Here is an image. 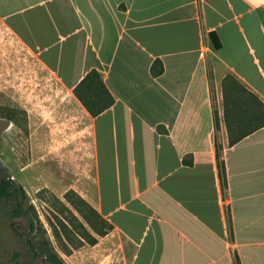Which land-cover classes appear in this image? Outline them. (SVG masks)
I'll return each instance as SVG.
<instances>
[{"label": "crops", "instance_id": "crops-1", "mask_svg": "<svg viewBox=\"0 0 264 264\" xmlns=\"http://www.w3.org/2000/svg\"><path fill=\"white\" fill-rule=\"evenodd\" d=\"M0 21L114 99L88 140L126 264H264V0H0Z\"/></svg>", "mask_w": 264, "mask_h": 264}, {"label": "rangeland", "instance_id": "rangeland-1", "mask_svg": "<svg viewBox=\"0 0 264 264\" xmlns=\"http://www.w3.org/2000/svg\"><path fill=\"white\" fill-rule=\"evenodd\" d=\"M89 115L40 51L0 21V182L3 173L17 189L0 198V264H126L120 239L95 208ZM113 188L104 191L106 212L118 205ZM19 203L33 228L14 215ZM116 218L126 222L122 213ZM29 227L32 252L22 239Z\"/></svg>", "mask_w": 264, "mask_h": 264}, {"label": "trees", "instance_id": "trees-1", "mask_svg": "<svg viewBox=\"0 0 264 264\" xmlns=\"http://www.w3.org/2000/svg\"><path fill=\"white\" fill-rule=\"evenodd\" d=\"M212 38L214 39L216 48H220L221 45L214 35H212ZM162 72H163V68L161 63L159 61L155 62L154 66L152 67V74L154 76H160ZM73 94L92 117L99 116L107 109H109L114 103V99L112 98L108 90L105 89V87L103 86L102 81L100 80L99 75L96 71H92L91 73H89L82 80V82L74 88ZM11 190L12 189L10 187V183L5 182L2 179V181L0 182V198L1 199L11 198L13 196V193L10 192ZM83 202L84 204H86L87 207L91 209L92 213L95 215L97 219L99 218L105 225L111 226L105 219H103L99 215V213L94 208H92L84 200ZM14 215L15 216L26 215L28 217V224L29 222H31L32 224V217L23 210L21 203L16 205L14 209ZM89 224L92 229L97 230L94 225H92L91 223ZM31 228H33L32 225ZM83 236L87 237L88 235L86 234V232H84ZM51 264L53 263L51 262Z\"/></svg>", "mask_w": 264, "mask_h": 264}, {"label": "water", "instance_id": "water-1", "mask_svg": "<svg viewBox=\"0 0 264 264\" xmlns=\"http://www.w3.org/2000/svg\"><path fill=\"white\" fill-rule=\"evenodd\" d=\"M2 177H3L5 182H9L11 185H13V180L6 178L3 173H2ZM29 225H31V222H29ZM31 232H32V229L29 228L28 231L26 233H24L22 236V239L24 240L25 250L30 251V252H32V250L28 247V244H29L28 236L31 234Z\"/></svg>", "mask_w": 264, "mask_h": 264}, {"label": "flooded vegetation", "instance_id": "flooded-vegetation-1", "mask_svg": "<svg viewBox=\"0 0 264 264\" xmlns=\"http://www.w3.org/2000/svg\"><path fill=\"white\" fill-rule=\"evenodd\" d=\"M3 180H4V179H3ZM10 187H11V189H12V190L10 191L11 193H14V192L17 190L16 188H14V184H13V185L10 184ZM13 188H14V189H13ZM18 191L21 193V190H20V189H19ZM29 226H30V225H29ZM34 261H35V258L33 259L32 262H34Z\"/></svg>", "mask_w": 264, "mask_h": 264}]
</instances>
